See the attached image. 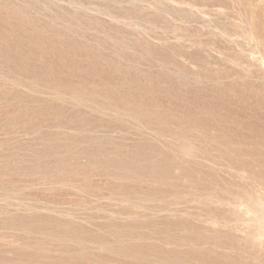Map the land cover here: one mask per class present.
Returning <instances> with one entry per match:
<instances>
[{
  "label": "rangeland",
  "instance_id": "rangeland-1",
  "mask_svg": "<svg viewBox=\"0 0 264 264\" xmlns=\"http://www.w3.org/2000/svg\"><path fill=\"white\" fill-rule=\"evenodd\" d=\"M0 264H264V0H0Z\"/></svg>",
  "mask_w": 264,
  "mask_h": 264
},
{
  "label": "bare ground",
  "instance_id": "bare-ground-1",
  "mask_svg": "<svg viewBox=\"0 0 264 264\" xmlns=\"http://www.w3.org/2000/svg\"><path fill=\"white\" fill-rule=\"evenodd\" d=\"M188 101V100H187ZM193 101V100H192ZM193 103V102H192ZM212 104V103H211ZM201 116V115H200Z\"/></svg>",
  "mask_w": 264,
  "mask_h": 264
}]
</instances>
